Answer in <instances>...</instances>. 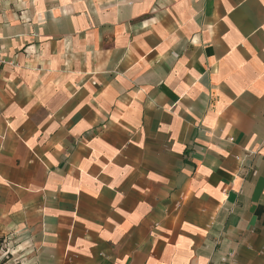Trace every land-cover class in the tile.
<instances>
[{"label": "crops", "instance_id": "crops-1", "mask_svg": "<svg viewBox=\"0 0 264 264\" xmlns=\"http://www.w3.org/2000/svg\"><path fill=\"white\" fill-rule=\"evenodd\" d=\"M0 264H264V0H0Z\"/></svg>", "mask_w": 264, "mask_h": 264}, {"label": "built area", "instance_id": "built-area-1", "mask_svg": "<svg viewBox=\"0 0 264 264\" xmlns=\"http://www.w3.org/2000/svg\"><path fill=\"white\" fill-rule=\"evenodd\" d=\"M6 62L5 57L3 56L1 50H0V66Z\"/></svg>", "mask_w": 264, "mask_h": 264}]
</instances>
